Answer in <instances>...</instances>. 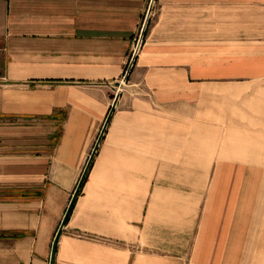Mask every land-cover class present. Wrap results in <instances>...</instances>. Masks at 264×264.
Returning <instances> with one entry per match:
<instances>
[{"label":"crops","instance_id":"1","mask_svg":"<svg viewBox=\"0 0 264 264\" xmlns=\"http://www.w3.org/2000/svg\"><path fill=\"white\" fill-rule=\"evenodd\" d=\"M83 176L53 264H264V0H0V264Z\"/></svg>","mask_w":264,"mask_h":264},{"label":"rangeland","instance_id":"2","mask_svg":"<svg viewBox=\"0 0 264 264\" xmlns=\"http://www.w3.org/2000/svg\"><path fill=\"white\" fill-rule=\"evenodd\" d=\"M141 37H142V35H141ZM140 46H141V44H139V47L136 49V53H135V56H136V54H137V51L140 49ZM134 60H135V58L133 57L132 59H131V61L129 62V64H128V68H127V70H126V72H125V75L123 76V83L124 84H126L127 82H126V78H128V76H129V72H130V70H131V68L133 67V65H134ZM120 94H121V92L120 91H118V94H117V97H119L120 96ZM115 101H117V98H116V100ZM116 103V102H115ZM114 107H115V104L113 105V107H112V109H114ZM110 116H111V114H109V117H108V119L110 118ZM107 119V120H108ZM106 129H107V122L105 123V125L103 126V128H102V130H101V133L100 134H102L103 135V133L106 131ZM99 144H100V140H97L96 142H95V145L93 146V149H92V151L93 152H91V158H90V160H89V163H91L92 162V159L94 158V153H95V151L97 150V147L99 146ZM89 165V164H88ZM83 183V182H82ZM264 218V217H263ZM261 250H260V253H259V258H258V260L260 261V262H264V219H263V232H262V239H261Z\"/></svg>","mask_w":264,"mask_h":264},{"label":"water","instance_id":"3","mask_svg":"<svg viewBox=\"0 0 264 264\" xmlns=\"http://www.w3.org/2000/svg\"><path fill=\"white\" fill-rule=\"evenodd\" d=\"M146 21H148V19H147ZM146 23H147V22H146ZM109 119H110V118H109ZM109 119L107 120V124H108V122H109ZM101 138H102V136H101ZM101 138H100V140H101ZM89 164H90V163H89ZM83 179H84V176H83V178H82V180H81V182H80V184H79V186H78V188H77V190H76V192H75V195H74V197H73V199H72V202H71V204H70V206H69V209H68V211H67V213H66V216H65V218H64V220H63V222H62V226H61V228H60V230L58 231V234H57V236H56V239H55V242H54L53 256H52V262H51V264H53V259H54V255H55L56 243H57L58 237H59V235H60V233H61V230H62L63 226H64L65 223H66L67 217H68V215H69V213H70V211H71V208H72V206H73V203H74V201H75V198H76V196H77V194H78V192H79V189H80V187H81V185H82Z\"/></svg>","mask_w":264,"mask_h":264},{"label":"built area","instance_id":"4","mask_svg":"<svg viewBox=\"0 0 264 264\" xmlns=\"http://www.w3.org/2000/svg\"><path fill=\"white\" fill-rule=\"evenodd\" d=\"M151 12V11H150ZM150 12H149V15H150ZM141 41H142V39H141V37H140V39H139V44H141Z\"/></svg>","mask_w":264,"mask_h":264}]
</instances>
